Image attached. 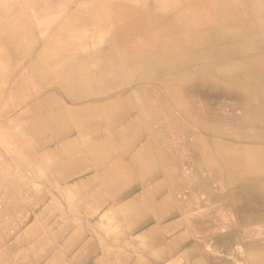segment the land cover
Segmentation results:
<instances>
[{
    "label": "bare ground",
    "instance_id": "bare-ground-1",
    "mask_svg": "<svg viewBox=\"0 0 264 264\" xmlns=\"http://www.w3.org/2000/svg\"><path fill=\"white\" fill-rule=\"evenodd\" d=\"M20 1L28 3L31 16L36 20L44 19L51 11L64 12L63 19L47 24L45 34L48 35L43 38L42 45L44 51L40 50L37 56L39 63L47 59L45 70H51L57 62L64 65L83 58H88V62L61 74L57 82L64 91L60 102L57 101L59 92L56 89L43 99L47 117L43 123L32 126L35 135L40 140L45 139L49 130L59 136L62 133L70 135L60 140L57 146L50 145L41 151V158L51 162L50 167L56 172L53 178H48L43 168L38 167L39 157L34 154L31 170L23 166L31 172L30 194L39 195L38 200L22 197L17 191L19 178L16 174L12 175L11 181L4 182L3 189L11 202V212H15L16 206L27 204L32 214L46 200L50 206L63 205L62 215L56 217L53 227H49L52 241L64 235V227L58 223L65 226L78 223L70 214H75L83 222L86 218L95 223L89 210L95 208L98 211L100 205L108 203L114 204V208L107 213L114 212L117 222L130 223L131 227L149 218L154 223H162L174 215H178L179 223H191L198 231L204 232L210 229L208 223H225L219 238L228 237L233 241L229 240L225 246L226 242L221 240L223 243L217 249L224 256L223 252L231 253V246L235 245L230 243H240L242 237L255 232L254 225L264 220V134L247 139L240 126L244 123L248 129H257L249 114L264 106V63L260 62L264 60V0H251L252 13L241 15L239 21H234V25L229 22V26L220 21L216 0H4L2 4L5 7L0 6V10L13 13L20 9L21 12L16 14L23 15L26 10L17 5ZM222 10L227 11L225 5ZM11 22L7 13L0 11L2 86V82L7 85L14 73L11 68L17 54L15 51L20 53L35 48L33 46L39 44L41 38L36 34L31 17L19 23ZM254 23L258 26L254 27ZM83 25L86 28H82ZM218 32L238 38L239 49L235 57L221 55L213 59L215 57L208 53L206 46ZM86 39L95 47L92 51H84ZM187 67L190 73L177 74ZM192 73L196 80L197 98L203 103L199 106L202 113L206 116L212 105L220 107L218 113L206 119L207 123L202 126V116L194 113L193 89L189 83L193 79ZM241 79V82H236ZM6 85L0 88L1 95ZM225 98L234 99L240 111L246 114L245 121H239L234 132L214 131L216 127L224 126L222 102ZM54 117L57 120L53 122ZM166 118L183 119L188 128L182 132L183 140L173 145L172 152L163 147L167 146L163 142L170 140V134L155 129L161 125L157 124L159 122H175ZM188 118L196 125L190 126ZM199 145L203 148L200 149ZM54 149L59 151L60 159L52 161ZM205 155L220 160L222 164L206 166L203 162ZM64 157L69 161L73 157L79 167L67 170L68 163L63 161ZM82 161L88 163H80ZM249 161L252 163L246 166L244 163ZM91 165L98 174L97 180H77L80 175L92 172ZM156 166L165 177L167 192H151V184L135 198L123 199L130 194L129 187L136 188L128 180L139 183L140 174L148 172L150 175L142 177L141 181L144 183L147 179L151 182L149 177L157 174ZM34 179L43 185L42 189L33 186ZM238 185H244V190L240 191ZM211 187L215 192H210ZM80 188L84 192L74 193ZM109 190L117 194L106 197L105 191ZM198 193L204 194V198H199ZM116 201H119L118 206H115ZM5 220L6 217L3 222ZM256 227L264 233V226ZM98 231L96 225L90 236L100 235ZM168 231L167 227H154L146 232L145 238L154 236V240H148L154 245ZM14 233L13 230L12 236ZM108 234L111 233L105 235ZM7 238V234L0 233V246L8 242ZM12 246L13 243L3 249L0 247V264H16ZM170 247L175 248L174 245ZM247 262L251 264V261ZM219 264H230V260H221Z\"/></svg>",
    "mask_w": 264,
    "mask_h": 264
},
{
    "label": "rangeland",
    "instance_id": "rangeland-1",
    "mask_svg": "<svg viewBox=\"0 0 264 264\" xmlns=\"http://www.w3.org/2000/svg\"><path fill=\"white\" fill-rule=\"evenodd\" d=\"M2 1H4V0H0V6L5 7L2 4L3 3ZM9 2H11V1H9ZM75 2H84V0H75ZM248 3H250V7H249ZM218 4H219V6H218ZM222 4L225 5V7L227 8L226 12L222 10V6H223ZM17 5L19 7H23L26 10L23 15L22 14H20V15L16 14L17 12H21L20 9H17L13 13L11 12V10H6V9H5L6 12L3 10H0V11L3 13H7V17L12 21L11 23H19V22L24 21L25 18L28 19L31 17V21H33V23H34L36 34L41 36V38H39V42H38L39 44H36L35 46H33L35 48L31 47V49H29V50H22L20 53H19V51H15V53H17V54H15V56L13 57L14 58L12 61L13 66L11 68L12 70L14 69V73L11 76L7 85H6V83L4 84L2 82L3 86L6 85V87H5L6 90H4V93L2 95L0 92V122H1L0 123V129H1L0 130V233L7 234L9 236V238L6 239V241H8V242H4L0 247H1V249H3L7 245H10L11 243H13L12 248L14 251L16 248L19 247L23 238L27 239V237L28 238H31V237L35 238L34 244L43 245V243L45 241H51V243L55 244V241H52L50 239V235H49L50 228L49 227L50 226L53 227L52 223L55 222L54 220L56 219V217L58 218L59 215H62V212L65 210V207H63V205L56 206V207L47 205L46 203L48 201L46 200L43 204L39 205L38 208L33 210L32 214H31V209L28 207L27 204H21L20 206H16L15 212H11V202L9 201V197H8L7 193L3 189V184H4V182L11 181V178L13 177L12 175L16 174L17 177L20 179V180L18 179L17 191L19 193H21L22 197L25 199L29 197L30 200L31 199L32 200H38L39 195H37L35 193L30 194L31 193V184H30L31 183V172L29 171V169L31 170V167H30L31 166V158L33 157V154H34V156H38L39 160H37V162H36L38 167L43 168L44 173L47 175L48 178H53L56 172L53 169H51L50 164H49L51 162H48V161L44 160L43 158H41V151L43 150V148L50 146V145H51L50 147L57 146V144H59L58 142L64 138H66L68 135H70V133H62V136H59V135L55 134L53 132V130H49V131H47V135H46L45 139L40 140L35 135L34 131L32 130V126L34 124H38L41 122L43 123L46 120L47 116L45 114V110L47 108H44V106H42V101H43V99L49 97L47 95L50 94L53 89L58 90L59 96H57V101L60 102V99L62 98V94H64V91L62 90L61 86L57 85V82L62 77L61 74H63L66 70H70L72 68L73 69L79 68V67H81V65L88 62V58H83L79 61L77 60L78 62L72 61V62L66 63L64 65L57 62L56 66H52L51 70H45L44 68H45V65L47 64V59L44 58V60L41 61L40 62L41 64H40L39 62H37L38 61L37 56L41 51H44V50H42V47L44 46L43 41H44V39H46V37L48 35V33L45 34V31L47 30V27H48L47 24L52 23L54 20L60 21L61 19H63L64 12L58 13L57 11H51L48 13L47 17H45L44 19L36 20L34 17L31 16V12L29 10L30 6L28 5V3H26V1H20V2H18ZM252 6L253 5H252L251 0H221V1L216 0V8L218 10V13L220 14L218 17L221 16L220 21L227 23V26H229V22L232 25H234V21H236V22L239 21L241 15H243V16L247 15L248 16L247 13H249V15H250L252 13V10H253ZM233 15H235V16L232 17ZM232 19H235V20H232ZM257 26L258 25L256 23H254V27H257ZM82 28H86V26L83 25ZM230 28H232V27H230ZM222 29H229V28H222ZM85 42L86 43L84 45V49H85L84 51H88V50L92 51L95 48L88 39H86ZM237 42H238V38H234L233 36H230L227 34H222V33L218 32L217 35L214 36V39H212L211 43H209L206 46L207 47L206 49L208 50V53L211 55V57H215L213 59H216L217 57H220L221 55L235 57L234 54L238 53V49H239V43H237ZM94 43H99V41H95ZM218 47H219V49H218ZM225 48H227V49H225ZM211 51H214V52L212 53ZM80 56H82V55H80ZM260 62L264 63V60H262ZM24 64H26V65H24ZM213 65L216 66V63H213ZM59 71H61L62 73H59ZM190 71H191L190 68L187 67L184 70L177 72V74L184 75L186 72L190 73ZM51 72L54 73V75H52ZM49 75H51V76H49ZM0 77H1V75H0ZM171 77L172 76H170L169 80L172 79ZM192 77H193V79L190 80V86L193 89L192 95L194 96V102H195L194 113L196 112L202 116L201 120H200V123H201L200 126H202V124L205 125L207 123L206 119L211 118L213 115L218 113V110L220 109V107H219V105H215L214 106L215 108H214L212 105L209 108V110H207L206 116L202 113L199 106H201L203 103L201 104L200 103L201 100L199 101V99L197 98L196 88H195L196 80H195L193 73H192ZM228 80H231V79L228 78ZM191 81H193V83H191ZM231 81H233V79ZM241 81H242V79L236 80V82H241ZM3 86L0 83V88H2ZM233 101H235V100L230 99V98H225L222 102V105H223L222 108L225 111V115H224L225 120L223 121V124H224V127H226V129L224 130L223 128H219L220 132L232 131L231 128L232 127L234 128L235 125L237 123H239V121L243 122V120L246 117V114L244 115L243 111L239 110V112H235L234 109H239V108L237 107L238 103L236 104V101L235 102H233ZM235 104H236V106H235ZM226 111H227V113H226ZM241 113H242V115H241ZM249 115L251 116V119L253 121L255 120V122H253L254 125H256L258 128L264 127V124H262L261 122L260 123L258 122V121H264V110L263 109L256 110V111L250 113ZM173 118H177V117H173ZM202 118H204V119H202ZM54 120H57V119L54 117L53 122H54ZM166 120H170V119L166 118ZM170 121H175V120H170ZM177 121L172 122V123L159 122L157 124H161V125H159V126H157V128H155L156 130L159 129V130H162L163 132H168L170 134V136H171L170 140H167V142H163L165 145L167 144V146H163L164 144L162 145L163 147L168 149L170 152L173 151V145H175V144H177V142L183 140L182 132L185 131L186 129H188L187 127H185V121L183 119H178ZM193 121L194 120H190L188 118V122H189L188 124H190V126L195 124V121L194 122ZM241 124L242 125L240 127L243 130L246 128L248 129V127H249L248 125H244V123H241ZM172 126H174V127H172ZM208 129H209V127H208ZM165 130H167V131H165ZM194 133H196V131H194ZM260 134H263V133H259L257 135H260ZM177 136H180V138H178ZM199 148L202 149L203 146L199 145ZM37 151H38V153H37ZM15 156H16V159L14 158ZM184 158H187V157H184ZM52 159H53L52 161L60 159L59 151H57L56 149H54ZM203 159H204L203 162L206 166H208V167L213 166L214 161L212 158L205 155L203 157ZM70 160L72 162L69 161L68 157L63 158V161L68 163L67 170L76 169L79 167V164H76L77 162L75 160H73V157H71ZM184 161H187V159H184ZM52 163H56V162H52ZM24 165H25V167L27 166L29 169H27V168L23 169ZM22 169H23V171H22ZM158 172H159V167H158ZM90 175L91 174H85L83 178H87ZM148 175H150V173H148V172H144L142 175L140 174L141 177H143V176L146 177ZM159 176H160V174H159ZM34 180L35 181L33 183L34 184L33 186L37 187V189H42L43 185L40 184L39 182H37V179H34ZM155 180L156 179L152 180L151 182L144 183V188L150 186L151 184H154ZM23 182H24V184H23ZM135 186H136V188L134 190H132L131 193L128 196H125V198H123V199H125V200L133 199V198H135L136 194L140 193V191L142 190V186H140L139 183L136 184ZM159 187H161V188H159L160 190H157L158 192H161V191H164L165 193L167 192L168 185L166 183L165 177L162 175L159 178ZM76 192L80 193L81 189L74 191V193H76ZM123 199H121V201ZM196 199L199 200L197 197H196ZM158 200H160V198ZM118 204H119V201H116L115 206H118ZM110 208H114V204L111 205L110 203H108L107 205H104L101 209H98V211H96V213L93 215V219L96 220L95 223H104V225L99 224V227H98L99 231L105 232V234H107V232L112 233V235H113V232H115V234L113 235L115 237V240L117 242L123 241V243H125V235L128 232L127 231L124 232L125 229L121 228L120 225L119 226L117 225V223H119V222H117L115 220L116 216H115L114 212L107 213L108 212L107 210H109V211L112 210ZM105 212L107 214H105ZM170 213H167V214L170 215ZM70 215L78 223H83L81 221V219L76 217L75 214H70ZM101 216H102V219L100 221L99 218ZM5 217H6V220L3 222V219ZM121 220L124 221L123 219H121ZM166 220L167 219L165 218L162 221V223H165ZM18 223H34L31 227V229H29L28 232H26L24 234L26 237L20 235V233L18 234V230H19V228H17ZM105 223H116V225L108 228L109 225L106 226L107 224H105ZM121 223H123V222H121ZM144 223H154V221H152V219L149 218ZM13 230L16 232V234L14 233L12 236ZM137 230H139L138 227H132L128 230L130 232V234L128 236L131 235L130 237H133V241L135 239V236L138 233ZM65 233H66L65 237H67L68 240H71L72 236L74 237V233H75L74 226L71 225L68 228V230H66ZM65 233H64V235H65ZM90 233H91V227L90 226L85 227L84 228V234H83L84 238H86L87 236H90ZM116 245H118V244H116ZM50 246H52V245H50ZM137 246H140V245L135 243V242H134V244H131V246H128V245L125 246L124 245V247L126 249H128V251L131 249V252H133V257H134V251L133 250H135V248H137ZM73 254H74V252H73ZM71 255H72V253H71ZM71 255H69V256H71ZM29 260L31 262V259H29ZM135 261L136 260L134 257L132 262L135 263ZM138 261H139L138 263L146 264L145 262H143L139 258H138ZM19 262L21 263V261H19ZM19 262H16V264H19ZM26 262L28 263V261H26Z\"/></svg>",
    "mask_w": 264,
    "mask_h": 264
},
{
    "label": "crops",
    "instance_id": "crops-1",
    "mask_svg": "<svg viewBox=\"0 0 264 264\" xmlns=\"http://www.w3.org/2000/svg\"><path fill=\"white\" fill-rule=\"evenodd\" d=\"M260 109L264 110V106H261ZM234 110L235 112H239L240 109H234ZM256 110H259V108H257ZM258 122H261L262 124H264V121H258ZM223 127L224 126H220L219 128H223ZM219 128L216 127L215 130L214 129L213 130L216 132H220ZM225 128L223 129L225 130ZM231 130L233 132L236 131L234 130V128H231ZM259 133L264 134V127L257 128V129H253V128L247 129L246 128L244 129L242 134L248 139L252 136L256 137L255 135ZM213 161H214V164L216 165L220 166L222 164L220 163V160L214 159ZM83 162L85 163L87 161H82L80 163H83ZM251 163L252 162L249 161L244 164L246 166H249V164ZM91 167H92V169L90 170L92 171L91 173H84L83 175H80L77 178V180H81V181L97 180L98 174L95 173L96 172L95 167L93 165H91ZM156 168L157 169L155 170V172L157 174L154 176H150L149 178L151 180L149 181L156 179L155 183L152 184V188L150 189V191L151 192L155 191L156 193H158L157 190H160L159 188H161L159 187L160 176L158 175L159 174L162 175V173L160 169L158 172L157 166ZM246 168L248 169L249 167H246ZM85 174H91V175L87 178H83ZM258 176L262 178L261 174H259ZM141 179L142 177H139L138 179L139 184L143 183ZM128 181L131 184H135V185L138 184L137 182L134 183L131 180H128ZM144 183H147V179L145 180ZM144 183L142 186V190L144 189ZM237 187L240 191H243L245 186L238 185ZM80 189H81V192H84L83 188H80ZM80 189H77V190H80ZM128 189H129V193H131L130 192L131 190H134L133 187H129ZM209 190L211 193L212 191L215 192V189H213L212 187ZM105 193H106V197L117 194V193H113V190L105 191ZM160 194H163V191H161ZM119 195L121 196L122 194L119 193ZM198 195L199 197L201 196L204 198V194L198 193L197 196ZM93 201H94V198L92 199L91 203ZM102 207L103 206L100 205L99 209H101ZM89 212H90V217L93 219V215L96 213L95 208L90 209ZM84 216L86 217V214ZM169 218H171V220L165 221V223L137 224L135 227H138L139 230H137L138 233L136 232L137 235L135 236L134 241H133V237H130L131 235L128 236L130 234L128 230L132 228L130 223H117L118 226L120 225L121 228L125 229L124 232L125 231L128 232V233L126 232L127 234L125 235V243H123V241L117 242L115 240V237L113 236L115 232H113V235L112 233L105 235L104 232L98 231L100 235L96 237L95 235L87 236L86 238H84L83 234H84L85 227L90 226L92 229L96 225L97 227H99V224L104 225V223L89 222L88 220H85L86 218L83 219L85 223L82 221L83 223H70V225H66V226L58 223L59 226L64 227V233L66 232V230H68V228L71 225L74 226V229H75L74 236L75 237H72L71 240H68L67 237H65L66 236V233H65V235L61 236L59 240H55V244L51 243V241H45L43 245L34 244L35 238L33 237L27 238V239L23 238L19 247L16 248L15 251H13V255L15 256L17 262L21 261V263L19 262V264H53V261H55L56 264H141V263H138L139 262L138 258L141 259L146 264H219L221 260H225L228 258L230 260V264H249L247 261H251V264L254 262H255L254 264H264V233H262L261 231H258L257 230L258 228L256 227L258 225L260 227H263L264 220L256 223L255 225L254 224L251 225V227H253L254 225V230H255V232L253 233L254 235L252 234L250 236L242 237V240L239 241L240 243H238V241H235V243H230V245L231 244H235V245L233 247L231 246V249H232L231 253L223 252L225 254L224 256V255H221L222 252L217 248L223 243L221 242V240H224L226 242V245L224 244L225 246H227V242L230 240L228 239V237L219 238L220 237L219 233L224 232L223 228L226 227L225 223H216V222L208 223L210 229L207 232H204L201 230L198 231V229L195 226L190 225L191 223H179L178 215H174ZM176 220L178 221V223L176 222ZM33 224L34 223H18V226H17V228H19L18 234L19 233L25 234L26 232H28L29 229H31ZM105 224H107L106 226L109 225L108 228L116 225V223H105ZM228 224L231 225V223H228ZM154 227H167L169 228V231L167 232V235H163L162 239L160 241H157L153 245V243L148 240L149 239L154 240V236H149L146 239L145 234L146 232L151 230V228H154ZM179 238H182V239L180 240ZM232 241L233 240H230V242ZM134 242L140 245V246H137L135 250H133L134 257L136 260L135 263L132 262L134 257H133V252H131V249L128 251V249L124 247V245L131 246V244H134ZM119 243L121 244L119 245ZM116 244H118L119 246ZM172 245H174L175 248H171L170 246ZM244 245H246L247 247L245 248V250H244ZM31 246H34V247H31ZM168 247L171 248L169 252H168ZM58 250H60V253H57ZM86 250L88 251V253ZM162 250L163 252H161ZM200 250L203 252H201ZM224 250L226 251L227 249H224ZM29 259H31V262ZM244 260H246V262H244ZM26 261H28V263Z\"/></svg>",
    "mask_w": 264,
    "mask_h": 264
}]
</instances>
